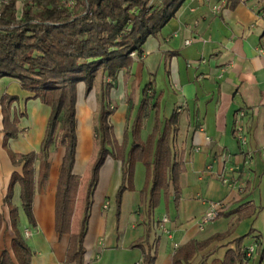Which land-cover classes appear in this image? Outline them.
<instances>
[{"label":"crops","instance_id":"0c3cea01","mask_svg":"<svg viewBox=\"0 0 264 264\" xmlns=\"http://www.w3.org/2000/svg\"><path fill=\"white\" fill-rule=\"evenodd\" d=\"M187 39L189 44L184 43ZM102 79L98 86L92 83L88 91L83 82L76 88L73 173L79 176V186L69 231L59 234L55 227L63 147L51 149L46 180L35 185L33 223L21 207L18 184L13 187L11 203L17 207L19 234L31 251L30 264H75L66 255L71 235L80 231L84 215V264H148L144 260L147 254L154 258L152 264H172L179 246L218 234L221 237L195 252L189 264L222 260L228 249L237 246L244 254L237 264H264V160L256 152L246 165L235 137L236 113L245 109L242 122L247 147L256 150L264 144V0H241L232 9L225 0H184L159 34L146 39L127 79L121 71L109 90L112 139L117 145L126 139V150L136 124L141 141L152 132L155 109L151 104L155 100L161 126L176 113L177 128L170 133V145L174 160L182 164L177 198L170 186L150 207V185L142 192L146 166L136 161L133 188L122 193L117 212L122 162L107 156L86 205L90 169L98 149L94 127L97 96L105 82ZM145 85L150 86L148 92L153 96L138 117ZM3 94L14 98L10 119L17 116L19 133L3 142L0 106V254L10 250L15 235L4 197L12 172H20L21 166L12 164L10 154L39 150L49 114V107L32 92L21 89L16 79L0 78V98ZM82 180L86 189L79 207L80 225L74 231ZM217 200L227 202L228 209L201 223L209 202Z\"/></svg>","mask_w":264,"mask_h":264},{"label":"trees","instance_id":"16d2710c","mask_svg":"<svg viewBox=\"0 0 264 264\" xmlns=\"http://www.w3.org/2000/svg\"><path fill=\"white\" fill-rule=\"evenodd\" d=\"M18 0H0V78L18 80L21 89L32 92L49 107L44 136L37 152L11 153L14 166L4 201L14 237L10 250L0 254V264H30L31 251L19 234L17 207L11 203L13 187L19 186L21 207L33 223L32 200L35 185L46 180L51 149L63 147L59 178L55 195V227L59 234L69 231L74 202L79 186V176L73 173L75 162L76 134V88L79 82L91 87L97 75L106 78L97 96L98 113L94 127L98 149L90 169L86 192V205L97 182L98 172L107 156L122 162L121 183L116 192V207L119 210L122 193L132 189L133 165L142 161L146 166L145 185L149 187L153 207L159 193L166 194L169 187L178 196V175L182 171L181 160L175 161L170 145V133L177 128V117H171L160 125L159 104L155 109V123L145 142L138 135V125L133 131V140L128 150L127 141L117 145L112 139L109 115L113 108L107 99L122 71L124 80L130 74L134 57L141 56L142 47L149 36H157L161 28L175 16L184 0H21L22 9L17 14ZM241 0H225L234 8ZM133 53V54H132ZM149 85L143 88L139 115L151 103L153 92ZM13 97L3 94L0 106L3 117V142L16 137L17 116L10 119ZM142 112V113H141ZM126 137V135H125ZM37 163V166H36ZM3 220L0 212V224ZM86 227V215L82 218L80 231L71 235L66 258L75 264H84L82 239ZM221 235L205 241H190L179 246L172 256V264L188 263L198 250L204 249ZM244 254L239 248L228 249L222 260L209 264H237ZM153 257L144 260L152 264ZM198 264H207L201 260Z\"/></svg>","mask_w":264,"mask_h":264},{"label":"built area","instance_id":"2783aa9c","mask_svg":"<svg viewBox=\"0 0 264 264\" xmlns=\"http://www.w3.org/2000/svg\"><path fill=\"white\" fill-rule=\"evenodd\" d=\"M190 42H191L190 39L184 41L185 44H189ZM244 115H245V109L239 110L236 113L237 126L235 131V137L238 141L240 152L244 154V158H243L244 163L246 165H249L252 162L254 158V154L256 152L259 153L262 159L264 160V144L259 149L256 150L247 147V143H248L247 133L243 130V122H242V118ZM226 181L227 180L224 179V182ZM227 209H228V203L225 202L224 200L209 202L207 210L203 213L201 217V223H207L215 219L216 217L221 215L223 211H226ZM165 220L166 218H163L162 222H164Z\"/></svg>","mask_w":264,"mask_h":264},{"label":"rangeland","instance_id":"374dc122","mask_svg":"<svg viewBox=\"0 0 264 264\" xmlns=\"http://www.w3.org/2000/svg\"><path fill=\"white\" fill-rule=\"evenodd\" d=\"M155 3H158V0H155ZM21 9H22V1L21 0H18L17 1V14L19 15L20 12H21ZM103 80V79H102ZM101 81V78L99 77V75H97L95 78H93L92 80V83H94L96 86L99 85ZM108 80L105 78V82H107ZM92 116L94 117L95 114L94 112L92 113ZM86 189V181L85 180H82L81 184H80V195L78 196V201H77V212L75 214V217H74V222H73V225H72V228L74 231H77L78 228H79V225H80V215H81V208L80 207V204H81V198L83 197V194H84V191Z\"/></svg>","mask_w":264,"mask_h":264}]
</instances>
